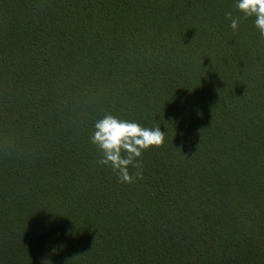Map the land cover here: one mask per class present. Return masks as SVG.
Segmentation results:
<instances>
[{
	"label": "trees",
	"instance_id": "1",
	"mask_svg": "<svg viewBox=\"0 0 264 264\" xmlns=\"http://www.w3.org/2000/svg\"><path fill=\"white\" fill-rule=\"evenodd\" d=\"M233 5L0 0V264H264V38ZM106 113L165 134L142 180L97 163Z\"/></svg>",
	"mask_w": 264,
	"mask_h": 264
},
{
	"label": "clouds",
	"instance_id": "2",
	"mask_svg": "<svg viewBox=\"0 0 264 264\" xmlns=\"http://www.w3.org/2000/svg\"><path fill=\"white\" fill-rule=\"evenodd\" d=\"M233 7L241 16L234 17L232 11L225 12L230 28L236 31L241 19L254 18L253 26L259 36L264 38V0H234ZM164 136L159 126L145 127L106 113L94 121L89 142L97 150V163L110 168L118 183L131 184L143 179V164L140 160L143 152L161 145ZM42 264H50V261L44 260Z\"/></svg>",
	"mask_w": 264,
	"mask_h": 264
}]
</instances>
